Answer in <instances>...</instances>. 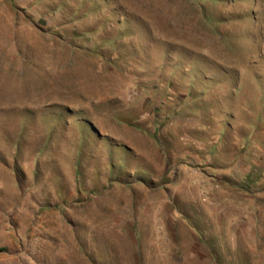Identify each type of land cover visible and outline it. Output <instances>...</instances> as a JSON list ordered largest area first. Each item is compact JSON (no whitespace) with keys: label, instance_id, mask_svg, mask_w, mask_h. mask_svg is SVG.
Returning a JSON list of instances; mask_svg holds the SVG:
<instances>
[{"label":"rangeland","instance_id":"1","mask_svg":"<svg viewBox=\"0 0 264 264\" xmlns=\"http://www.w3.org/2000/svg\"><path fill=\"white\" fill-rule=\"evenodd\" d=\"M0 264H264V0H0Z\"/></svg>","mask_w":264,"mask_h":264}]
</instances>
